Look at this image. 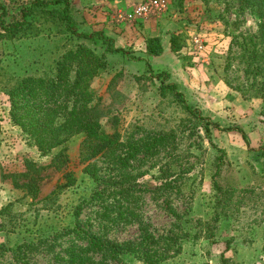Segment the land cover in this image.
Returning a JSON list of instances; mask_svg holds the SVG:
<instances>
[{
	"label": "rangeland",
	"instance_id": "374dc122",
	"mask_svg": "<svg viewBox=\"0 0 264 264\" xmlns=\"http://www.w3.org/2000/svg\"><path fill=\"white\" fill-rule=\"evenodd\" d=\"M69 1L79 32L101 31L112 39L107 34L112 26L142 28L141 24L152 22L169 36L181 35L177 68L155 63L142 49L140 38L145 45L148 38L141 34L138 42L121 47L123 51L105 52L107 65L93 86L107 112L101 118L103 127L112 130L115 121L122 140L158 131L186 137L178 146L165 148L161 161L139 156L122 167L115 159H99L91 168L92 176L84 171L89 161L80 158L82 137L72 136L54 151L65 149L68 159L62 170L74 171L76 182L55 199L52 193L64 172L47 165L51 156L40 157L20 127L12 125L8 96L0 91V264H67V249L84 242L67 230L54 232L53 227L60 229L74 220L109 243H139L145 229L154 247L165 255L157 264H264V2L168 0L164 12L128 23L115 13L129 10L140 0L123 1L115 10L102 8L103 3L94 0L84 5ZM29 3L0 0L1 19L5 23L19 20ZM85 9L91 15L84 17ZM96 13L111 23H106L108 30L80 26ZM37 25L40 32L0 38V90L15 78L49 70L77 42H85L97 53L104 51L99 44L58 32L50 24ZM192 37L203 41L204 49L198 54L191 48ZM162 72L183 92L185 103L209 121L181 107L170 93L160 92ZM218 148L225 152L214 176L219 190L212 178ZM169 154L180 155L172 164L178 172L177 187L163 186L161 178V164L166 168ZM25 159L44 166L35 197L14 185L25 180L14 177L25 170ZM123 187L128 193L108 194ZM98 192L103 193V202L98 201ZM54 199L57 211L45 209ZM79 202L82 208L76 215L72 206ZM105 205L108 216L102 214ZM126 205L136 216L120 220ZM17 216L25 218V226L15 221ZM121 257L124 264H143L133 254ZM94 258L97 264H115L101 254Z\"/></svg>",
	"mask_w": 264,
	"mask_h": 264
},
{
	"label": "trees",
	"instance_id": "16d2710c",
	"mask_svg": "<svg viewBox=\"0 0 264 264\" xmlns=\"http://www.w3.org/2000/svg\"><path fill=\"white\" fill-rule=\"evenodd\" d=\"M260 1L264 2V0ZM72 12L69 0H30L29 5L21 10L19 20L5 23L1 19L3 15L1 13V39H14L18 36L40 32L37 24L47 23L55 27L58 32L67 33L81 40H91L104 50L102 53H97L85 42H77L72 48L63 51L49 70L40 75L31 73L15 78L13 83L3 85L0 91L8 96L12 125L20 127L28 144L35 147L40 157L51 156L47 165L57 170H62V167L66 168L68 154L63 147L56 152L54 149L75 135L82 137L80 158L81 161H89L84 171L92 176H95V172L91 168L99 159H115L122 167H127L130 161L137 160L139 156L161 161L164 158L162 151L166 152L165 148L173 147V145L178 146L186 135L181 137V135H174L170 132L158 131L149 137L122 140L116 131L115 121L112 130H106L103 127L101 118L107 115V112L103 109L102 96L94 88L93 81L107 65L105 52L117 53L123 49L115 47L112 39H106L101 31L79 32ZM169 41L172 52L178 56L182 47L181 35L172 33ZM162 52L160 37H150L146 40L148 56H158ZM159 78L161 93H170L173 99L189 112L195 110L185 103L183 92L178 89L175 82L167 79L166 72H162ZM196 111L198 113H195ZM193 114L209 121L207 117L199 113L198 109ZM211 124L219 129L216 123ZM208 126L207 123L205 126L207 133ZM206 136L209 137V135ZM217 150L220 154L217 157L212 178L214 186L219 190L214 176L219 172L225 152L220 148ZM179 156L177 154L173 157V154H169L165 163L166 168H163L160 163L161 178L164 179L163 186L177 187L178 172L172 164H174V159L179 161ZM24 162L25 170L14 177L15 179L24 177L25 180L21 183L15 181L14 185L25 191V195L35 197L39 193V173L44 166H38L29 159H25ZM62 172H64L63 180L56 185L52 193L55 199L66 189L74 186L76 182L74 171L62 170ZM126 193L128 191L124 187L108 191V194L114 197ZM97 194L98 201L103 202L105 198L103 193L98 192ZM55 199L52 206L44 208L56 212L53 206L56 205L55 207L58 208L59 204H55ZM221 203L222 200H218V204ZM119 206L123 207L120 203ZM80 208H82L81 202L72 206L76 215ZM103 209L102 214L108 216L107 205ZM128 215L136 216V213L131 206L126 205L123 210H120L119 219L126 220ZM15 221L20 224L22 222V226H25L24 222H27L21 216H17ZM76 221H69L60 229L53 227L54 232L67 230L77 240L84 242V245L80 247L73 246L67 249V264H97L95 254H101L115 264H124L121 257L123 254H133L143 264H157L165 256L159 247H154L153 238L145 229L142 231L143 239L139 243H109L80 228ZM36 231L40 232V230ZM170 235L174 236L173 231H170ZM2 247L3 245L0 244V248Z\"/></svg>",
	"mask_w": 264,
	"mask_h": 264
},
{
	"label": "crops",
	"instance_id": "0c3cea01",
	"mask_svg": "<svg viewBox=\"0 0 264 264\" xmlns=\"http://www.w3.org/2000/svg\"><path fill=\"white\" fill-rule=\"evenodd\" d=\"M82 5L86 4L88 1L90 0H78ZM97 3H103L102 8H105L106 6H108L109 8L112 7V9H116L118 8L123 1L126 3H130L134 0H111V2L109 1H104V0H94ZM87 13H89V11L87 9L83 10L82 15H84V17L88 16ZM92 11L89 13L91 15ZM95 13V12H94ZM95 18L94 19H85L86 22H84V24H80V26H83L84 29H92L94 30L95 28H107L108 25L106 26V23L111 24L108 21H103L104 18L102 17L101 13H96L94 14ZM101 21V22H100ZM104 22V23H103ZM97 23V24H96ZM140 25V24H139ZM105 26V27H104ZM142 28L139 27H135V26H131L129 24H123V26H112L110 31L107 33L110 37H112V39L114 40V46L116 47H124L127 44H133L139 41V39H137L138 35H144L145 38H150V37H155L158 36L161 39V44H162V48H163V52L162 54L158 55V56H151L152 59L154 60L155 63H160L163 64L165 66H169L172 65L174 68H177V66H180V62L177 59L176 55H174V53L171 50L170 47V36L169 34L165 31H159V29L157 27H154L152 22L146 23V24H141ZM144 27V28H143ZM108 30V28H107ZM141 40L143 41L142 43H144L143 45V50L146 53V45L143 39L140 38V42ZM147 40V39H146ZM147 54V53H146ZM169 64V65H168Z\"/></svg>",
	"mask_w": 264,
	"mask_h": 264
},
{
	"label": "built area",
	"instance_id": "2783aa9c",
	"mask_svg": "<svg viewBox=\"0 0 264 264\" xmlns=\"http://www.w3.org/2000/svg\"><path fill=\"white\" fill-rule=\"evenodd\" d=\"M168 7V0H140L133 4V6L124 12H116L115 17L120 18L121 21L134 23L146 20L150 17L156 16L164 12ZM191 48L193 52L200 53L204 49L202 39L199 37H192Z\"/></svg>",
	"mask_w": 264,
	"mask_h": 264
}]
</instances>
